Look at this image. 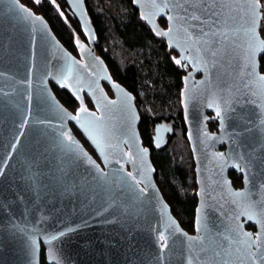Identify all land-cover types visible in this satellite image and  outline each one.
Masks as SVG:
<instances>
[{
	"label": "snow or ice",
	"instance_id": "1",
	"mask_svg": "<svg viewBox=\"0 0 264 264\" xmlns=\"http://www.w3.org/2000/svg\"><path fill=\"white\" fill-rule=\"evenodd\" d=\"M50 2L59 17L69 22L70 17L57 0ZM85 2L66 0L72 16L78 18L81 34L88 43H94L96 36L89 28ZM34 3L39 4L40 0H34ZM133 3L138 5L141 19L152 25L155 35L167 37L169 49L179 50L171 57L173 63L181 70L191 69L181 77L184 87L179 93L180 103L186 121H190V103H198L201 110L200 143L205 158L218 170L216 175L221 179L225 167H236L243 174L248 189L231 191L229 201L222 194L223 187L219 183L222 190L216 195H207L202 187L198 193L201 202L195 209V234L185 231L170 214L169 205L154 183L155 169L147 158L149 147L143 146L136 131L139 113L133 93L106 74L101 57L92 54V49L82 42L80 35L73 31V44L81 56L78 60L52 34L44 17L20 0H6L5 7L28 27L33 51L31 63L26 67V77L15 81L19 87H10L8 92L0 89V94L5 97H20L16 103L17 112L11 119L12 127L8 129L11 137L6 143L0 142L5 153L0 156L3 159L0 177L6 173L30 126L39 125L51 147L57 148L77 167L84 166V171L102 183L106 190L120 189L130 194L131 206L137 215L151 207V211L158 215L152 231L157 233L159 249H167L168 255H178L177 264H264V74L257 71V54L264 52V0H133ZM162 14L168 21L166 30H160L155 23L156 17ZM38 36L44 42L45 50L51 48L55 52L53 59H46L40 68L34 50ZM200 70H203L204 77L197 81L195 74ZM85 72L87 80L83 77ZM0 75L7 74L0 72ZM101 80L110 82L117 93L116 99L109 98L100 85ZM50 83L69 90L78 102L77 106L69 111L61 105L50 90ZM85 89L95 111L84 102ZM34 98L37 100L36 111L51 114V119H41L33 114ZM205 109L211 110L213 116L204 115ZM0 119L7 122L2 115ZM213 119L218 122L219 135L208 132L204 126ZM232 121L237 123L228 132ZM159 129L157 125L156 131ZM253 132L257 133L258 143L244 151L247 146L243 141ZM78 135L98 153L97 159L104 164L103 168L85 151ZM189 139H192L191 130ZM221 141L229 144L225 152L214 150V144ZM36 144V153L25 161L26 167H22L21 180L25 190L35 192L39 202L33 201L30 205L24 201L22 215L32 218L31 226L25 223L13 227L26 234L27 250L33 264H37V254L42 248L50 264H64L62 249L57 245H62L64 238L74 229L67 227L65 222L51 231L41 227L50 217L57 219L59 210L54 204L48 208L42 198L47 186L39 179L41 161L49 149L41 141ZM193 151H196L195 146ZM258 162L259 173L256 171ZM127 164L132 165V171L126 169ZM199 182L204 183L203 180ZM57 188L64 195L79 191L75 183L69 184L63 172ZM254 196L258 198L254 199ZM208 201L213 204L209 205ZM229 205L256 220L259 230L253 233L243 231L238 223L232 226L229 222L238 221L239 215L226 207ZM213 206L219 213L214 225L207 213ZM45 212L50 215L45 216ZM164 256L165 253L161 252L153 264L163 260Z\"/></svg>",
	"mask_w": 264,
	"mask_h": 264
},
{
	"label": "water",
	"instance_id": "2",
	"mask_svg": "<svg viewBox=\"0 0 264 264\" xmlns=\"http://www.w3.org/2000/svg\"><path fill=\"white\" fill-rule=\"evenodd\" d=\"M32 1L34 3V0ZM5 3L6 0H0V72L6 73L7 75H0V89H3L4 92H8L10 87H19L15 83L16 80L26 77V67L31 63L33 46L30 43L28 27L24 22L19 21L14 13L7 10ZM132 5L135 9H138L139 13L140 9L138 5L133 3V0ZM29 8L31 7L29 6ZM39 15L42 14L40 13ZM87 15L89 18L88 11ZM139 18L141 19L140 15ZM159 18H163L165 20V26L159 23ZM76 20L79 22L78 18H76ZM144 22L152 31V25L147 21ZM155 23L160 30H166L168 26L166 16L163 14L156 17ZM47 25L52 34L55 35L57 40H59L56 34H54V32L51 30L50 24H48V22ZM89 28L93 30L94 35L96 36L92 22L89 23ZM153 34L155 35L154 32ZM160 38H162L167 45V37ZM82 42L87 44L88 47L92 49L93 55L100 56L99 54L95 53V42L88 43L85 37ZM62 46L67 49L64 44ZM45 47L46 46L44 45V42L38 36L34 49L38 68L43 66L46 59L51 60L55 55L54 50L51 48L45 50ZM172 50L178 54V49ZM262 53L263 52L257 54V71L261 74H264L260 68V56ZM73 55H75L78 60L81 59V56L78 52L77 54ZM101 59L106 68V74L110 75L107 64H105L102 57ZM187 71H191V69L189 68L186 70V72ZM110 76L112 77V75ZM83 77L85 80H87L86 72L83 73ZM203 77V70H200L195 74V79L197 81L201 80ZM50 84L55 85L54 83ZM50 84L49 88L55 96V99L59 101L61 105H63L60 100L57 99ZM100 85L104 88L105 92H107L106 87H109L111 95H109V92L107 93L110 99L117 98V93L111 87L109 81L101 80ZM120 85L126 89L124 85ZM56 87L59 88L58 86ZM183 87L184 84L182 85V88ZM62 90H66L71 95L69 90ZM83 96L85 104L86 97L91 102V98L88 95L86 89L83 92ZM71 97L74 98L72 95ZM19 99L20 97L18 95H10L9 97H5L4 95L0 94V115L7 118V122H5L4 119H0V142L6 143L11 137V132L8 131V129H11L12 127L11 119L13 114L17 112L16 103L19 101ZM36 105L37 100L34 98L33 114L35 116H39L41 119L52 118L51 114L49 113L36 111ZM181 107L183 122L186 127L185 134L187 136L191 157H193V164L195 167L194 178L197 189V204L195 209L200 205L201 202V196L198 195V193L202 187L205 189L206 194L211 196L221 193L222 186V194L224 195L225 199H228L229 201L231 200L229 195L231 191L247 190L248 185L244 183L243 174L240 173L236 167L232 165L225 167L221 173V179L220 176L216 175L218 170L213 167V164L209 162V159L205 158L204 148L200 143V140L202 139L200 135L201 128L199 120L201 110L198 107V103H190V121L185 120L184 107L182 104ZM93 108L94 109H90L95 111L94 105ZM68 110L71 111L70 109ZM203 114L209 117L213 116V112L211 110L205 109L203 110ZM139 121L140 116L136 121V131L140 137L138 127ZM209 122L216 123L214 129H210L208 124ZM236 123V121L230 122L228 132L232 131V127H234ZM204 126L208 132L217 133V135L220 134L217 120L213 119L207 121L205 122ZM189 130H191L192 139H189ZM43 133L44 129L42 126H30L28 135L23 138V144L19 147L15 157L11 159L6 173L0 177V205H3V207H0V264H33L32 257L29 255L27 250L26 234L14 228L13 225L19 224L20 226H24L25 223H27L29 226H31V223L33 222L32 218L30 216L25 218L22 215L24 212V201H28L30 205L33 201L39 202L36 200L35 192L26 191L24 181L21 180L22 167H26L25 161L30 159V157L36 153L37 141H41V143L47 145L49 149L41 161L40 171L42 172V175L39 177V179L43 185L47 186L42 198L48 208H52L54 204L55 208L59 210L57 219L50 217L48 222L41 225V227L47 228L51 231L55 228H59L61 222H65L67 227L74 229L72 233L68 234L64 238L62 245H57V247L62 249L61 259L64 264H153V261L156 257L160 256L161 252L165 253L164 259L157 261L156 264H177V261L180 259L178 255H168L167 249H159L157 233L152 231L153 227L157 225L158 215L151 211L150 206L147 211L141 210L139 215H137L135 213V208L131 206L130 194H125L120 189H115L114 191L106 190L102 183L95 181L92 176L84 171V166L77 167L76 164L66 159L57 148L51 147L49 138ZM157 134L158 133L155 127V133L153 137L156 138ZM243 142L247 146L244 151H248L250 147L258 143L257 133L253 132L250 136H246ZM81 143L83 144L82 141ZM194 146L196 149L195 152L193 151ZM84 148L85 151L89 152L92 158L96 159L97 163H100L101 167L103 168L104 164L99 159H97L98 153L94 151V155L91 151L86 149L85 145ZM228 149L229 144L227 141H221L214 144L215 151L225 152ZM125 150H127L126 146ZM41 151H43L42 148ZM3 155H5V153L3 149L0 148V156ZM147 158L154 168L152 160L150 159V149ZM0 166H3V159H0ZM113 167L116 166L113 165ZM125 167L128 171H132L131 164H127ZM105 170L107 171L108 169ZM230 171H234L238 176H241L240 187L233 186L232 179L229 177ZM256 171L258 173L260 171L259 162L257 163ZM61 172L65 174L69 184L75 183V185H77L79 191H74V193L71 195H64L58 190L57 182L60 178ZM201 180H203V184L199 182ZM225 181L228 183H225ZM154 183L156 184L157 189H159L156 180H154ZM218 183L221 186H218ZM159 194L162 196L161 191H159ZM253 198L257 199L258 197L254 196ZM164 202L167 203L165 200ZM208 203L209 205L213 204L212 201H208ZM145 204L147 205V202H145ZM136 207L139 208L140 205L137 203ZM226 207H228L229 210L234 211L236 215H239L238 221L229 222L232 223V226H235V223H238L243 231L254 233L259 230V225L256 220L249 219V217L240 214L239 210L235 209V206L233 205ZM207 213L212 218L214 225L217 222L216 218L219 216V213L216 212L214 206L210 207L207 210ZM43 214L45 216L50 215L48 212ZM170 214L173 215L171 210ZM178 223L180 224V222ZM189 234H195L194 226L193 231ZM42 250L43 248L37 254V264H41ZM43 259L45 260L46 264H50V262L46 259L44 252Z\"/></svg>",
	"mask_w": 264,
	"mask_h": 264
},
{
	"label": "trees",
	"instance_id": "3",
	"mask_svg": "<svg viewBox=\"0 0 264 264\" xmlns=\"http://www.w3.org/2000/svg\"><path fill=\"white\" fill-rule=\"evenodd\" d=\"M20 1L35 13H41L62 45L75 53L73 31L83 40L84 36L66 1L57 0V3L70 17L69 22L59 17L50 0H40L39 4L32 0ZM85 4L96 32L95 53L103 58L113 79L133 93L140 116V138L142 144L149 147L150 159L156 169L154 180L177 221L190 233L193 231L197 189L179 95L183 85L181 77L186 71L173 63L171 57L177 53L169 50L166 42L156 37L139 18L132 0H86ZM159 23L165 26L163 18H159ZM260 57V68L264 73V52ZM50 86L65 107L72 110L77 106V101L66 90L53 84ZM106 89L108 92L109 87ZM159 124L170 127L164 141H156L153 137ZM208 124L211 130L216 126L215 122ZM77 138L95 155L83 137L78 135ZM229 177L234 187H240L241 176L230 171ZM43 252L41 264H46Z\"/></svg>",
	"mask_w": 264,
	"mask_h": 264
},
{
	"label": "flooded vegetation",
	"instance_id": "4",
	"mask_svg": "<svg viewBox=\"0 0 264 264\" xmlns=\"http://www.w3.org/2000/svg\"><path fill=\"white\" fill-rule=\"evenodd\" d=\"M81 40H83V39H81ZM74 54H77V51L75 50V53ZM187 69H185V71H186ZM109 92V95H111V92H110V90L108 91ZM85 101H86V104H87V106L89 107V108H92V109H94L93 108V105H92V103L90 102V100L86 97V99H85ZM159 126H160V129H159V132H157L158 134H157V136L156 137H159V139L160 140H162V141H164V139L167 137V135L170 133V127L169 126H167V125H165V124H159ZM158 139V140H159ZM157 141V140H156Z\"/></svg>",
	"mask_w": 264,
	"mask_h": 264
}]
</instances>
